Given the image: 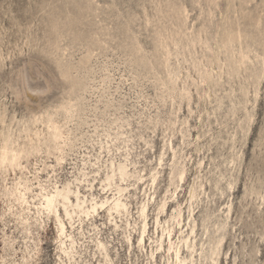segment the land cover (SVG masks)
Here are the masks:
<instances>
[{
    "label": "rangeland",
    "instance_id": "1",
    "mask_svg": "<svg viewBox=\"0 0 264 264\" xmlns=\"http://www.w3.org/2000/svg\"><path fill=\"white\" fill-rule=\"evenodd\" d=\"M241 5L0 0V142L13 130L16 144H28L23 131L34 139L49 121L69 132L70 148L59 166V154L45 147L23 158L26 177L38 173L49 188L69 182L73 189L86 179L77 183L81 194L98 202L128 189L120 198L128 223L109 216L110 202L81 224L63 219L79 255L70 262L56 248L53 215L26 225L0 202V264H108L93 250L98 242L111 264H173L169 229L172 242L188 238L196 264H211L213 238L221 239L216 264H264V0ZM111 163H125L129 178L108 187ZM14 178L9 173L6 184ZM140 205L146 234L139 249Z\"/></svg>",
    "mask_w": 264,
    "mask_h": 264
},
{
    "label": "bare ground",
    "instance_id": "2",
    "mask_svg": "<svg viewBox=\"0 0 264 264\" xmlns=\"http://www.w3.org/2000/svg\"><path fill=\"white\" fill-rule=\"evenodd\" d=\"M232 1V0H230ZM251 1L253 0H241L242 5L241 7L247 6ZM175 4V3H174ZM176 5V4H175ZM174 5V6H175ZM173 6V5H172ZM218 4L215 5V7H217ZM176 9V8H175ZM173 10V8L171 9V11ZM160 11V10H159ZM176 12V10H175ZM179 12V11H178ZM177 12V13H178ZM173 13V12H172ZM211 14V13H210ZM251 15V14H250ZM199 18V17H198ZM256 20V19H255ZM157 29V28H156ZM232 29V28H231ZM201 31V30H200ZM158 32V31H157ZM201 33V32H199ZM160 34V33H159ZM182 34V33H181ZM241 31L236 32V37L237 40L239 41V45H241L240 39H241ZM168 35V34H167ZM171 36V35H170ZM168 39L170 37H167ZM232 38V37H231ZM230 37H228V47L230 49L233 48L234 46V40L231 39ZM195 39V38H194ZM176 40V39H174ZM189 40V39H188ZM192 40V39H190ZM204 40V42H203ZM178 41V40H176ZM176 41H174L175 43H177ZM198 41L204 46V48L209 49V46L207 44V41L203 38L202 34L198 35ZM173 42V43H174ZM179 43V41H178ZM181 43V41H180ZM190 44V43H189ZM175 44L172 45V49L173 46ZM183 45V41L181 43V46ZM187 45V44H185ZM192 45V44H191ZM195 45V44H194ZM184 46V45H183ZM178 47V45H177ZM223 48L227 49V45L223 44L222 45ZM176 47H174L175 49ZM179 48V47H178ZM182 48V47H181ZM192 48V47H191ZM183 49V48H182ZM234 51V49H232ZM173 54V53H171ZM170 54V55H171ZM242 54V52H241ZM171 57V56H170ZM244 56L241 55V58H243ZM169 58V57H168ZM167 59V58H166ZM208 77H210V72L207 74ZM206 76V77H207ZM175 91V90H174ZM173 91V92H174ZM173 94V93H172ZM69 107V106H68ZM65 108V107H64ZM71 108V107H70ZM74 108V107H72ZM62 109V108H60ZM59 110V109H58ZM63 110V109H62ZM60 111V110H59ZM69 109L68 112L69 113ZM61 112V111H60ZM66 114V111H64ZM63 113V112H62ZM73 113V111H72ZM70 114V113H69ZM68 114V115H69ZM48 115V114H47ZM54 115V114H53ZM49 116L52 117V115L49 114ZM72 116V115H71ZM1 117V116H0ZM54 117V116H53ZM57 117V116H56ZM3 118V117H2ZM1 118V120H2ZM51 119V118H49ZM36 120V119H34ZM47 120V118L45 119ZM53 120V119H52ZM30 121V120H29ZM33 121V119L31 120ZM38 121V120H37ZM48 121V120H47ZM27 122V121H26ZM34 122V121H33ZM32 122V125L35 124ZM2 123V122H1ZM30 123V122H29ZM48 123V124H47ZM47 127H46V131L45 132H35L34 133V139L31 138L28 135V130L24 133H26V140L28 141V144H25L23 146H19L18 144H16V138L15 141L12 139V137L10 135H7L3 141H2V145L0 146V202L2 204H4L8 210L13 213L14 215H17L18 218H21V222L24 224H28L29 219H35L37 217H42V216H47V215H53L54 217V222L56 225V230H57V244L58 246H56L57 250L59 251V254L62 255L63 258H65L68 262L70 261H74V257L75 254L77 252V250H75V242L72 238L71 234H68L65 228V224L63 222L64 218H67V220L69 222H71L74 218H76L78 220V222L81 224L83 222L84 219H88L90 220V218L97 212L98 209H101L103 207H105L107 204H109L108 200H104L103 201H97L93 198L92 194L90 199L85 198V196H83L79 190L78 184L81 183V181H86L88 184L89 182L84 179L85 178V174L83 175V179L84 180H76V185L74 186L75 188L73 189L71 187V184L68 182L66 183V185L64 184V186H62V188H57L56 185L49 188L48 186H46V184L43 183V181H41V178L38 176V173H35L31 178L26 177L23 174V170H25V167L21 166V160L24 159H28L30 157H32L34 154H37L42 147H45L48 150H53L54 152L58 153L59 156L56 157V163L59 166L60 163L63 161V156H64V151L65 148H70V145H68L67 141H68V135L69 132H64L61 128L62 127H58L55 126L54 123H50L49 121L47 122ZM31 124V123H30ZM29 124V125H30ZM38 124V123H37ZM40 124H41V120H40ZM27 125V123L25 124ZM42 125V124H41ZM23 126V125H22ZM34 126V125H33ZM44 126V125H43ZM35 127V126H34ZM24 128V127H23ZM22 128V129H23ZM21 129V130H22ZM26 129V128H25ZM24 129V130H25ZM10 130V129H9ZM41 130V129H40ZM8 131V130H6ZM3 132V131H2ZM1 132V133H2ZM9 132V131H8ZM20 132V130L18 131ZM30 132V131H29ZM22 133V134H24ZM8 134V133H7ZM4 135V134H3ZM17 135V134H16ZM1 136V135H0ZM4 136H2L3 138ZM14 138V137H13ZM22 139V138H20ZM19 139V140H20ZM2 140V139H1ZM23 141V140H22ZM20 144V143H19ZM183 145V144H182ZM173 153V152H172ZM39 154V153H38ZM175 154V151H174ZM173 154V155H174ZM176 157V156H174ZM173 157V158H174ZM161 160V159H160ZM24 161V160H23ZM160 164V163H159ZM174 164V163H173ZM180 165V164H179ZM45 167V166H44ZM53 167V166H52ZM174 167V165L172 166ZM184 168V167H183ZM110 173L109 175L106 176L105 181H107L108 183V187L111 186V183L114 182V179H118L119 181H125V179L127 180V178H129V174L127 172V165L125 163H120L117 166H114L113 163L110 164V167L108 168ZM16 170H18L19 176L16 177ZM40 171V170H39ZM98 171H95L94 173H97ZM9 173H12L13 176L15 177L14 180L11 182V185L8 186L6 184V180L7 177L9 176ZM29 173V172H28ZM40 173V172H39ZM158 173V172H156ZM154 175H157V174ZM183 173L184 170L182 168H179V166L176 168V177H178L179 180H181L182 182V178H183ZM152 175V173H150ZM30 176V175H29ZM131 177V176H130ZM134 177V176H132ZM131 177V178H132ZM137 177V176H136ZM150 177V176H149ZM175 177V176H174ZM104 178V177H103ZM135 178V177H134ZM157 178V176H156ZM140 179V178H138ZM136 180V179H135ZM141 180V179H140ZM139 180V181H140ZM152 182L155 181V177H152ZM176 182V180H175ZM1 183H3V187L1 186ZM78 183V184H77ZM91 184V183H90ZM152 186V183H150ZM74 185V184H73ZM92 185V184H91ZM90 185V187L92 188V186ZM132 186V185H131ZM2 187V189H1ZM199 187V185H198ZM231 184L228 183L227 188H230ZM122 188V187H121ZM127 189V188H126ZM125 189V190H126ZM88 190V189H87ZM111 190V189H110ZM116 190V189H115ZM125 190L117 188V194H118V198L114 199L112 201V203L110 205H107V213L109 214V216L111 217L112 214H116L117 216L121 217L124 216L122 218L126 219L125 217H127V205H126V200H124V202L120 199L122 198V192ZM128 190V189H127ZM123 192V193H124ZM193 192V190H192ZM127 193V192H126ZM88 194V193H87ZM125 194V193H124ZM173 194V193H172ZM175 194V193H174ZM197 194V193H196ZM88 196V195H87ZM95 196V194H94ZM190 196V195H189ZM105 197V196H104ZM73 198V199H72ZM126 198V197H125ZM123 198V199H125ZM191 199H196V195L195 194H191ZM189 199V200H191ZM126 201V202H125ZM194 202V201H193ZM142 203V202H141ZM147 203V202H144ZM143 203V205H144ZM191 203V202H190ZM165 203H163L164 205ZM147 205V204H146ZM158 206V205H157ZM141 207L140 212H139V218L141 219V226H140V233H139V237H138V241L137 242V247L140 249L143 247L144 244V239L143 236L144 234H146V221H145V208L142 207L141 205L139 206ZM159 207V206H158ZM162 207V206H161ZM160 207V208H161ZM157 209V208H156ZM163 209V208H162ZM102 210V209H101ZM106 210V209H105ZM158 211V210H157ZM160 211V210H159ZM62 212V215H61ZM104 212V211H103ZM106 212V211H105ZM178 212V211H176ZM158 213V212H157ZM97 214V213H96ZM107 214V215H108ZM158 215V214H156ZM98 216V215H97ZM138 217V216H137ZM158 217V216H157ZM174 218V222H176L177 226L179 227V225H181V220H180V215L177 214L175 215ZM171 218V219H172ZM77 220H74L77 221ZM173 220V219H172ZM111 221V219H110ZM127 223L128 220L126 219ZM125 221V222H126ZM157 221V219H156ZM67 222V221H66ZM122 222V221H121ZM139 222V220H138ZM76 223V222H75ZM92 223V222H91ZM90 223V224H91ZM157 223V222H156ZM70 224V225H71ZM77 224V223H76ZM115 224V223H114ZM117 224V223H116ZM115 224V225H116ZM134 224V223H133ZM175 224V223H174ZM74 225V224H73ZM132 225V224H131ZM158 225V224H157ZM126 226V224H125ZM134 226V225H133ZM136 226V224H135ZM134 226V227H135ZM70 227V226H69ZM114 227V226H113ZM117 227V226H116ZM119 227V226H118ZM138 227V226H137ZM160 227V226H158ZM157 228V227H156ZM164 229V227H162ZM80 229V228H79ZM78 229V230H79ZM126 229V228H125ZM168 229V227H167ZM166 229V230H167ZM133 230V229H132ZM165 230V229H164ZM162 230V231H164ZM192 229H190L191 231ZM127 231V230H126ZM138 231V230H137ZM172 229H169L167 232V238L169 240L168 244V248L167 251L169 254L170 252H172L173 257H174V263L173 264H187V262L189 261V264H196L193 261V253H194V247L190 244H188V238H178V240H174L173 242L170 239V233H171ZM193 231V230H192ZM72 232V231H71ZM81 232V231H80ZM124 232V231H123ZM139 232V231H138ZM161 232V229H160ZM180 234L181 231L179 230ZM74 233V232H73ZM137 233V232H136ZM162 233V232H161ZM192 233V232H191ZM131 234V233H130ZM163 234V233H162ZM161 235V234H160ZM164 235V234H163ZM123 237V235H122ZM127 237V235H126ZM181 237V236H180ZM55 238V236H54ZM93 238V237H91ZM96 238V237H95ZM94 238V239H95ZM98 239V238H96ZM124 240V239H123ZM92 241V240H91ZM100 241V240H99ZM178 241V242H175ZM212 241V245H210V257L209 259L211 260V264H216V257L219 254L218 251V247L221 244V239H215L213 238ZM94 242V241H93ZM156 242V241H155ZM161 242V241H160ZM68 243V245H67ZM180 244H182L186 251L189 253V257L188 258H183L180 256ZM161 245V243H160ZM77 246V245H76ZM95 246V245H94ZM79 247V246H78ZM157 247V245H156ZM160 247V246H159ZM96 249L93 248V250H97V254H104L102 255L105 259V261L108 262V264H111V261L108 260V251L106 250L105 246L103 243L98 242L95 246ZM129 248V247H128ZM79 249V248H78ZM161 249V248H160ZM159 249V250H160ZM80 251V249H79ZM92 251V250H91ZM107 251V252H106ZM140 251V250H139ZM156 251V250H155ZM80 253V252H79ZM90 253V252H89ZM151 253V252H150ZM167 253V254H168ZM94 254V252H93ZM153 254V253H152ZM78 255V253H77ZM79 256V255H78ZM96 255H93V257ZM102 257V258H103ZM91 258V257H90ZM110 258V257H109ZM152 258V257H151ZM200 258H203L200 255ZM77 262V261H76ZM98 263V262H97ZM103 264V262H102ZM200 264V263H199Z\"/></svg>",
    "mask_w": 264,
    "mask_h": 264
}]
</instances>
